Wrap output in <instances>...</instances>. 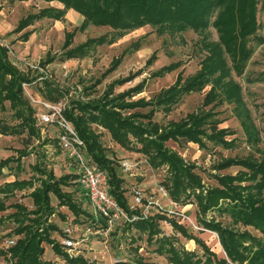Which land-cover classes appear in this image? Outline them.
<instances>
[{
  "label": "rangeland",
  "instance_id": "rangeland-1",
  "mask_svg": "<svg viewBox=\"0 0 264 264\" xmlns=\"http://www.w3.org/2000/svg\"><path fill=\"white\" fill-rule=\"evenodd\" d=\"M250 2L248 13L254 20L256 29L241 42L239 53L236 55L235 63H243L241 74L236 72L229 57L226 56L231 70V78L241 88L238 97L242 100L244 109H237L235 102L225 103V94L217 89L214 92V98L203 105L204 98L212 89V83H209L210 85H206L201 92L179 95L178 102L172 106L169 112H163L158 108L154 109L149 123H147L148 119L137 121L145 127L146 133L143 137L155 140V136L170 130L167 125L169 122L179 124L183 118L191 113L211 112L214 114L213 119H207L206 124L204 123L203 127H199L202 135L199 136L197 143L186 139H176L175 141L167 140L163 144L168 152H172L182 161L183 165L195 166V172L200 177L201 188L195 190L196 193L205 192L209 188H217L219 186L217 177L235 176L238 173L240 168L237 166H232L227 170H217V165L225 160L249 159L256 164L262 163L264 168V0H250ZM49 3H52L50 7L54 9L62 7L54 1ZM49 3H43L42 0L25 2L0 0V46L7 49V61L18 73V78L22 81L21 84H18L22 89L23 98L31 106V109L36 111L35 117L40 112L38 102L58 106L63 111H69L72 107L71 104L75 103L100 104V101L104 100L106 103L108 101L120 104L117 100H110V98L141 82H143L142 91L129 99H123V101L130 102L138 99L149 101L161 90L172 86L177 79L183 83L187 78L198 73L201 69V62L208 56V52L205 50L210 44L216 45L219 41L218 32L212 27V24L204 31L196 32L192 29H186L174 34L159 33L156 27L145 24L123 32L122 36L111 45L104 44L91 47L83 58L61 61L65 33L73 32L68 48H74L88 39L101 36L108 38L112 35V30L105 26L85 24L80 15L68 10L60 21L41 19L20 33H11L19 19L34 14L41 8L49 7ZM239 9L243 10V17H245L246 4L241 3ZM216 13L212 16L211 22H213ZM26 31H30V35L24 42L19 36ZM243 52L246 55L244 59H241V54L244 55ZM151 56L154 60L149 64L146 63ZM49 58L51 61L45 63V60ZM116 59L120 60H118L115 70L105 74L111 61ZM170 64L176 66V69L161 76H153L161 67ZM132 74L136 75L131 81L125 82L122 86H114L112 91L103 97L110 82L126 79ZM214 76L209 79L212 81ZM6 80L12 81L13 78L7 77ZM44 83H49L50 87L59 91L60 96L56 98L55 102L43 97ZM18 84H15L13 100L1 103L0 120L8 127L18 124L16 120L18 117L15 113L24 107L22 98H16L18 95L15 92ZM11 92V89L3 91L2 96L11 94ZM109 110L118 112L122 116H127L133 112H138L144 116L149 112L150 107L131 110L119 105L109 107ZM198 115V117L202 116ZM239 115L241 116L239 117ZM247 115L248 118L246 119ZM26 116V113L21 112L19 117ZM211 121L214 123L211 124ZM35 122L39 124L37 119ZM246 123L251 127L249 129L252 134L251 138L245 127L242 126ZM186 124L183 123L181 127ZM212 125L215 126V130H211ZM175 126L171 127L172 130ZM90 128L94 134H97L98 142L108 158L115 162L124 160L130 164V170L122 174L125 177L127 187L125 196L128 204L131 202L128 188L134 187L141 190L144 199L151 198V201L157 202L164 210H172L177 213L170 216L165 214L167 217H172L193 235L201 238L208 249L218 257L224 256L217 235L204 231L197 222L200 216L192 198L185 205L173 204L168 197H164L158 192L159 187L162 188L160 183L166 180L168 176L166 165L152 168L147 164L144 156L126 151L113 143L106 131L99 126L91 125ZM26 130L24 127L19 128V132L22 131L23 133L17 136H0V159L16 158L18 153H25V156L18 163L11 162L8 167L2 168L0 186L4 182L16 179L30 180L33 187H39L41 185L39 180L41 182L47 180L46 175L50 174L51 177L58 178L70 173L71 169L68 168L65 154L56 142L50 141V138L56 134L52 126L36 127L37 135H30ZM128 140L132 148H138V143L130 136H128ZM82 148L85 152L84 145ZM33 166L37 167L38 170L35 171ZM31 190L14 192L13 196L5 201L7 206L22 205L25 208L23 213L16 212L15 208L11 206L0 212V264H14L15 262V258L10 256L5 246L6 240H15L13 237H8L14 228H18L15 220L21 221L23 227L29 226L31 220H34V214L29 212L33 209L31 201L27 197ZM72 190H75L72 186L61 188L63 192H72ZM78 193L73 191L72 198L79 204ZM49 200L54 210V215L49 218V222L54 223L57 230L71 229V235L78 243L76 251L60 248L62 255L72 261L75 260L71 264H81L79 260L83 264H135L137 258L147 263L165 264V259L154 252L156 243L153 241L161 235L169 236L177 250L193 251L198 257H202L204 253L200 246L193 241L182 238L163 222L159 223L161 234L152 238L151 242H147L144 234L127 229L122 219L114 220L113 225L106 229L99 228L98 224H93L83 216L74 219L66 208L57 207V201L52 195H49ZM81 204L82 207L89 210L84 199ZM218 204L220 206L218 209L207 211L201 217L207 221H215L223 227H230L236 235L248 233L250 237L262 238L253 227L232 223L228 213L220 212L221 208L229 205L230 202L221 200ZM148 212L153 214L154 210L150 209ZM60 214L63 215V221L59 219ZM39 227L42 230L45 228L43 223ZM49 237L54 243L60 241L55 232H51ZM41 246V258L37 259L39 262L66 264L54 256L50 246L44 243H41ZM242 246L247 249V252L242 249ZM263 246L264 240H258L253 245L250 241L244 240L236 252H242L243 259L241 258L240 261H243V264H248L249 258ZM228 263L230 262L228 261Z\"/></svg>",
  "mask_w": 264,
  "mask_h": 264
},
{
  "label": "trees",
  "instance_id": "trees-1",
  "mask_svg": "<svg viewBox=\"0 0 264 264\" xmlns=\"http://www.w3.org/2000/svg\"><path fill=\"white\" fill-rule=\"evenodd\" d=\"M10 1L25 2L28 0ZM42 1L45 3L54 1L59 3L62 7L60 9H54L50 6L41 8L36 13L19 19L15 28L11 31L12 34L22 32L37 20L48 19L52 21H60L68 10L80 15L85 24L90 23L94 26H105L112 30V35L108 36V38L101 36L95 39H88L74 48H68L73 32L65 33L62 44L63 57L61 58V61L83 58L91 47L104 44L111 45L116 39L122 36L123 32L141 27L145 24L156 27V30L159 33L168 32L171 34L179 33L186 29H192L196 32L204 31L207 30V27L210 24H212V27L218 32L219 41L216 45L210 44L205 50L208 52V56L201 62V69L193 77L187 78L185 82L182 83L180 82V79H177L172 86L165 90H161L149 101H144L143 99L130 102L123 101V99H129L133 95L142 91L143 82H141L126 91L116 94L113 98H110V100H117L120 104L108 101L106 103L104 100H101L100 104H90V102L82 104L75 103L71 104L72 107L69 111L62 110V116L70 124L77 138L84 145L85 154L92 166L104 171L108 194L114 199L118 207L124 213L128 216L135 215L136 217H139V210L137 208L135 210L128 209V201L125 196L127 187L125 185V177L120 173L119 160L115 162L113 159L106 156L103 148L98 142L97 134H94L90 128L91 125L99 126L106 131L110 140L126 151L144 156L150 167L156 168L159 165H166L168 176L166 180L160 183V186L166 192L168 199L173 204L185 205L188 201H191L190 199L192 198L200 216L199 219H197V222L204 231H209L217 235L224 253L223 257H218L208 249L201 238L193 235L185 227L178 224L177 221L165 218L164 214L158 211H154L153 214L147 216L145 219L137 218L129 223L124 222L127 229H132L139 234H144L146 236V241L151 242L152 238L161 234L159 223L162 220L167 219L168 226L172 231L178 233L182 238H185L188 241H193L204 251L202 257H198L193 251L185 249L177 250L173 246L169 236L161 235L153 241L156 243L154 252L165 259V264H243V261H240L241 258L243 259L242 252L237 253L236 249H239L241 244L244 243V240L250 241L252 245L258 240H264V168L262 163L256 164V162L249 159L225 160L223 163L218 164L216 169L227 170L232 166H237L240 168L238 173L235 176L224 175L217 177V182L219 184L217 188H209L205 192L202 191L196 193L195 190L201 188L200 177L195 172V166L183 165L182 161L172 152H168L163 144L167 140L175 141L176 139H186L197 143L199 136L202 135L199 127H203L204 123L206 124L207 119H213L214 114L211 112L191 113L188 114L186 118H183L179 124L169 122L167 125L170 130L158 134L155 136V140L143 137L144 133H146L145 127L137 121L140 119H148L147 123H149V119L152 117L154 109L158 108L163 112H169L172 106L178 102L179 95L201 92L206 85H210L209 83H212V89L204 98L203 105H206L212 98H214V92L217 89L225 94V103L235 102L234 104L237 103V109H244L243 102L238 97L241 88L231 78V70L228 66L226 56L229 57L236 72L241 74L243 71V63H235L236 55L239 53L238 50L240 49L241 42L244 39H247V37L256 29L255 22L249 15L250 13H248L251 3L250 0ZM241 3L246 4L245 17H243V10L239 9ZM237 6L238 8H236ZM215 12L217 13L213 22H211L212 16ZM29 35L30 31H26L23 32L19 38H21V41L25 42ZM212 49L213 52H211ZM6 53L7 49L0 46V109H2V102L13 100L15 84L22 83V81L19 80L20 78H18V73H16L14 68L7 61ZM245 55L246 54H241V59H244ZM120 59L112 60L110 67L106 70L105 74L114 71L115 67L118 65V60ZM153 60V56H151L146 63L149 64ZM50 61L51 58L46 59L45 63H49ZM174 69H176V66L171 64L163 66L157 70L153 76H161ZM136 74H132V76L123 80L117 79L110 82L105 89L103 97L109 94L114 86H122L125 82L131 81ZM212 76L214 77L211 81L209 78ZM7 77L10 79L13 78V80L7 81ZM19 84L15 92L18 95L16 98H22V104L24 107L19 112L15 113L18 117L16 119L18 124L8 127L0 120V136H17L18 134L23 133V130L19 132V128L23 127L24 129H27L26 131L30 135H37L38 130H36V127L47 126L38 125L35 122L36 118L34 114L36 111L32 110L31 106L24 100L22 89ZM44 87L45 90L43 91V97L49 101L55 102L56 98H59L60 96L59 91L50 87L49 83H44ZM8 89H11V94H4L2 96L3 91H7ZM119 105L131 110L136 108L142 109L149 106L150 110L146 114L148 116H143V114L138 112L122 116L118 112L109 110V107H117ZM21 112L26 113L27 116L23 118L19 117ZM198 114L202 116L198 117ZM248 115L246 119L248 118ZM240 116L241 115H239V117ZM183 123L187 124L181 127ZM210 123L212 124L214 122L211 121ZM172 126H175L173 130L171 128ZM191 126L193 128H189ZM242 126L245 127L251 138L252 134L251 130H249L251 127L247 123L246 125L242 124ZM215 129V126L212 125L211 130ZM55 133V136L50 138V141L58 144L57 132ZM128 136L138 143V148H132L130 146L131 144L128 140ZM252 139L254 140V138ZM24 156L25 153H18L16 158L7 157L0 159V171L2 168L8 167V164L11 162L18 163ZM65 160H67L68 168L71 169L70 173L58 178L51 177L50 174L46 175L45 177L47 180H42V182L39 180L41 183L39 187H33L30 180L16 179L4 182L0 186V212L5 211L11 206L15 208L16 212L23 213L25 208L22 205L12 204L7 206L5 201L12 197L14 192L32 189L28 192L27 197L31 201L33 209L29 212L34 214V220H31L29 226L23 227L22 222L16 219L15 222L17 223L18 228H14L8 235V237L15 238V240H12L14 244L7 247V252L10 256L15 258L14 264H54L53 262L48 261L41 263L37 260L38 258H41V243L50 246L54 256L60 258L66 264H71L75 261L62 255L60 252V248L62 247L59 242L54 243L49 237L51 232H55L61 239L63 229L57 230L54 223L51 224L49 222V218L54 213L53 207L50 204L49 195H52L56 199L57 207L66 208L74 219L83 216L93 224H98V226H100L99 228L106 229L108 227L106 219L101 217L94 218L90 210L82 207L81 202L84 197L82 196L79 186L75 183V165L66 156ZM34 170L37 171L38 168L34 167ZM69 185L75 188L72 192H79V204L73 200L72 192L61 191L62 187H70ZM221 200L230 202V204L221 208L220 212L228 213L232 223H240L245 226L253 227L260 233L262 238L256 239L250 237V234L248 233L236 235L230 227H223L215 221H207L201 217V215L205 214L207 211H211L215 208L218 209L220 207L218 202ZM59 219L63 221L62 214L59 215ZM41 223L45 226L43 230L39 227ZM242 247L244 251L247 250L244 246ZM79 261L83 264L81 260ZM228 261L230 263H228ZM135 264L155 263L143 262L140 258H137ZM248 264H264V246L259 248V250L249 258Z\"/></svg>",
  "mask_w": 264,
  "mask_h": 264
},
{
  "label": "built area",
  "instance_id": "built-area-1",
  "mask_svg": "<svg viewBox=\"0 0 264 264\" xmlns=\"http://www.w3.org/2000/svg\"><path fill=\"white\" fill-rule=\"evenodd\" d=\"M40 106V112L35 117L40 125H48L54 128L57 132V141L60 150L65 156L70 159L75 165L76 180L75 183L79 186L82 196L86 201L89 210L94 218L101 217L106 219L107 226L110 227L114 220L122 219L123 222H131L137 218L145 219L151 215L148 211L150 209L158 211L164 214L176 215L172 210H164L157 202L151 201V198L144 199L141 194V190L136 188H128L131 202L128 204L129 210H139V217L135 215L128 216L124 213L116 204L114 199L108 194L106 187V176L104 171L92 166L87 158L81 141L77 138L70 124L63 118L62 110L57 106H53L46 102H38ZM120 173L124 174L130 170V164L126 161L119 162ZM158 192L166 196V192L159 187ZM182 216V214H179ZM167 219L162 220L164 224H167ZM72 230L69 228L62 229V236L59 241L60 246L67 251H76L77 241L74 240L71 235ZM14 243L12 240H7L5 246H12Z\"/></svg>",
  "mask_w": 264,
  "mask_h": 264
},
{
  "label": "crops",
  "instance_id": "crops-1",
  "mask_svg": "<svg viewBox=\"0 0 264 264\" xmlns=\"http://www.w3.org/2000/svg\"><path fill=\"white\" fill-rule=\"evenodd\" d=\"M43 3H44V2H43ZM50 4H52V3H49L48 5L51 6ZM12 30H13V29H12ZM12 30H11V31H12ZM38 125H39V124H38ZM53 215H54V213H53ZM53 215H52V216H53ZM52 216H51V217H52Z\"/></svg>",
  "mask_w": 264,
  "mask_h": 264
},
{
  "label": "water",
  "instance_id": "water-1",
  "mask_svg": "<svg viewBox=\"0 0 264 264\" xmlns=\"http://www.w3.org/2000/svg\"><path fill=\"white\" fill-rule=\"evenodd\" d=\"M116 264H121V263H116Z\"/></svg>",
  "mask_w": 264,
  "mask_h": 264
}]
</instances>
